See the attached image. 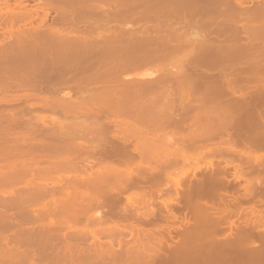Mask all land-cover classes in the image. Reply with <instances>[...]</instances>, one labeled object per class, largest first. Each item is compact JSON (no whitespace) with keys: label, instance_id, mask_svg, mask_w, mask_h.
<instances>
[{"label":"bare ground","instance_id":"bare-ground-1","mask_svg":"<svg viewBox=\"0 0 264 264\" xmlns=\"http://www.w3.org/2000/svg\"><path fill=\"white\" fill-rule=\"evenodd\" d=\"M65 1L68 3L72 0H38L37 6L47 5L46 7H48L50 6V4H61ZM110 1L114 2L112 3L113 7L109 4L113 9L116 6L115 3L119 0ZM125 1L126 0H124V2ZM211 1L214 0H208L209 3H212ZM232 1L231 6L225 7H231L233 10H237V5ZM93 2H90L89 4L93 6ZM126 2L129 3V0H127ZM220 2H224V4L222 5L224 6L228 3V0H217V5H221L222 3ZM3 3L7 6L11 3L14 4V6H17L16 4H18L17 0H0V6ZM120 3H122L121 0ZM241 3L243 2L241 1ZM58 4L52 6H63ZM257 4L259 3H256V6ZM228 5L230 4L228 3ZM111 8L105 10L106 12L104 11L105 8H101L100 11H98L97 9L96 11L91 10L88 11V13H83L86 14V16L88 14L90 15L91 12L93 14L95 13L94 17L92 16L93 14L90 15V17L87 16V19L93 17L95 19L92 20L95 21H90L89 24L86 23V26L88 27L85 28H79V26H77L76 28L74 27L72 29L69 27V29L71 30H68L69 32L67 34H65L67 32V27L65 28L64 26H66V24H69L68 26H70L71 23H75L71 20L76 19L75 16L78 17V14L79 16L82 15L79 12L77 13V11H64L57 9V15L53 17L55 19L52 18L53 23H51L52 21L50 22V24L52 25H49L46 22V13L48 12H45L43 14L34 13L38 14L35 15L36 17H34V14H31L32 12L25 8L8 10L7 12H9V14H6L8 16H5L8 17L7 19L11 23L9 24V26H5L6 29H3L4 32H0L2 33V35L0 34V56H2L11 49L22 47L26 49L28 48L27 52L28 50H33V52L31 53L32 57L26 56V62H31L29 61L30 59L32 61H39V57L42 58L47 55L48 57H46L49 58V55H53V58L54 56H57V58H59L57 60L63 64V62L65 63L70 56H73L74 52L70 50L71 48H68L69 46L64 48L66 50L61 49L63 47L56 48V46L62 45L63 41H65V45L68 41H71L72 44H74V41H76V43L83 42L81 43V45L84 44L82 46H86L87 48L89 47L90 49H85V51L88 50L87 52L84 51L85 53L75 52V54H85L87 57L100 56L101 58L103 54L99 52V48L105 46L100 47V45H104L107 42L106 45L113 46V44H111L113 39L118 42L121 37L118 36L121 34L120 32V34H115L117 37H119V39H111L113 37L112 34L117 33L116 30H121L118 29L120 24L118 25L117 29L110 30V32H116H109V34L108 31H105V29L107 28L106 24L109 23V20L111 18H116L117 15L124 16L120 15V11L117 12L118 7H116L115 11H112ZM226 8H221L220 10L225 13L226 11L231 9L228 8V10H226ZM220 10L218 12H221ZM231 11L232 10L228 11V13H225L226 15L223 14V16H226L228 19L231 13L234 12L232 13V15L234 14L233 16L235 17L232 16V20H235L236 18V20L239 19L240 22L245 21L244 23H242L243 26H241V24L237 25L242 27L246 38H244L243 36L238 37L240 39L243 38L245 40L244 43H239V39L237 37L235 39V36H239V34L233 37L230 32V34L227 33V38V34H224V40L227 41L228 39H230L229 37L232 36L233 39L238 41V43H235L234 45H237L239 47V50H241L240 53H238L239 50L237 51V53L240 55H243L244 53H251V50H261L259 47H257L258 49H256L255 47V49L253 48L249 50L248 47H253V45L255 44H258V46H260L264 52V34L261 33V35L259 34L258 36H256V30H258L257 28L260 25H264V11L262 12V14L261 12L255 13L258 14V18H261L258 19L254 16V18H257L258 20H255V25H253L255 23H253L254 20H252L253 16L249 15L253 11H248V15L242 14L244 13V11L242 13L239 10L232 12ZM235 12L237 15L235 14ZM238 13L241 14L240 16L242 19L237 17L239 16ZM228 14L229 16H227ZM244 16L248 17L245 18ZM0 17H2L1 10ZM123 18L120 17L116 20H119L120 22ZM16 19H21L23 22L15 25L13 24V22ZM100 19L103 21H101ZM222 19L223 18L221 15L220 19H218V23L219 20ZM112 21L110 23H112ZM222 21L219 24H224ZM116 22L114 23L116 24ZM110 23L109 26H111ZM224 25L227 26L228 23ZM222 26H219L220 28H222L220 29L221 31L225 27ZM230 26H227V28H225L228 29V27ZM120 27L123 28V34L126 29L130 28L126 27L125 29V26ZM232 27L234 29H237L236 26ZM82 29H85V31ZM147 29L148 28H146V32ZM217 29L219 28L217 27ZM97 30H104V32H106L105 35L108 33L109 36L111 35L112 37H108L107 35V37L103 36V31L102 33L99 31L101 35H98L95 33H98ZM63 31H65V33H63ZM77 31L80 34H77ZM215 32L216 29L215 31L213 29V33ZM210 33L212 32L210 31L209 34ZM124 35L125 36L122 37H126V39H123L127 42H132L133 45L141 41V39L137 40L138 37H135L134 34L129 35V37H127L128 33ZM137 35L141 36L142 39L144 36H146L139 34ZM150 35L152 36L153 34ZM212 35L207 36L209 38ZM215 35V39H209V46H211L213 43L215 44L218 41L222 40L220 39V37H217L216 33ZM207 36L204 38V42L206 41L205 43L208 45V39L206 40ZM155 38H153V40H155ZM54 39H60L61 41V44H55L54 49L61 50L54 51L52 49L53 51H50V48L53 44L50 45L49 42L52 43V40ZM129 39L132 40L128 41ZM45 40L48 41L46 42ZM147 40L148 39H145L144 41ZM233 41L234 40H228L226 43L222 40V42H224V46L225 44H231ZM141 42L144 44L143 41ZM151 43H153V41H151ZM47 44L50 46L49 48L47 47L49 50L47 48H43L47 46ZM68 44L72 45L70 44V42H68ZM215 45H219L218 47H221L219 42ZM97 46H99L98 49H96ZM30 47L33 48L30 50ZM222 49L221 51H223ZM219 50L220 49L216 48V50L213 51V54L217 53L214 54L215 57L218 56L221 59L228 60L230 65L226 64V66L228 65L230 67L233 65L234 70L231 69V67L230 69L229 67H227V69L229 70L223 68L218 72L203 77L196 76V78L198 79H204L205 82L209 83V85L204 91L203 97L201 96L202 98L199 97V100L195 101H192L195 98L191 99L190 94H193L194 91L196 92L197 88L194 87L192 83H190L191 81L186 82V79L184 81L177 79L178 83H174L173 86L170 88V83L168 82V84L165 82L166 77L158 78L156 76L159 80L153 79L154 82L159 83L160 81L163 83L164 81L167 86L165 84L159 83L155 87L152 84L150 85V80L145 82L147 78H145L143 82L136 83L138 82V79L140 77L134 76V78H138L135 79L137 81H133L134 78L133 80L132 78H130L129 83L124 82L125 80L122 79L124 77V74H115L114 78L118 77V79L120 78L119 80H123H121L122 82H120L121 85L109 86L111 83L108 84L107 82L104 84H100L102 82H105V79L106 81L108 79H111L110 76L113 77V74L111 73V71H109L111 74H109V72H103L102 75L100 74L95 77L97 79H104V81L101 80L102 82L96 84V86L98 87H94L93 84V87L91 88H94V90L96 88V91H92L93 89L91 90V88L87 89L86 91L84 90L88 93V95L91 96L88 99L93 102L92 105H94L92 107V105L88 106L89 104L87 103L83 104L84 102H87V99L86 101H84L85 97H88L86 95H84L83 98V95H79L81 96L79 97L75 94L69 93L68 96H64V93L70 92V90L67 92L62 91L65 88V85L62 82V79L64 78L62 77L65 76L58 75V77H54L53 75V80L56 78H61V82H56L58 85H55L57 87H55L56 89H54L53 87V91L56 90L54 93L53 91H51V89L47 88L48 92L43 93V95L45 94L46 98H40V95V101H47L49 97L57 98L58 93L60 94L61 92L62 94H60L59 96L63 97L57 99H61V102L63 100H66V102H62V104L67 103L69 100L70 104L72 103V99L64 97H71V95H74L75 98H71H73L75 101L77 100L76 102H78V105L75 101H73V104L75 103V105L67 104V107H72L71 109H74L72 111H76V113L80 111L84 112L82 111V109L86 110V112L89 113V116L87 118L90 119L89 121H87V123H75L74 120L70 123V121H60L59 116L60 123L58 124V121H55L58 126L55 125L54 121L51 124L54 125L51 129L55 130H50L49 128L51 126L49 124L45 125L47 122L44 121V123H42V117H40L41 123H38L39 121L36 122L33 117H31V119L33 118L34 121H28L29 117L31 116L29 113H32L33 109L28 108L31 107L29 106L31 102L23 101L27 103H22V101L19 100V98L23 96L22 93L28 91L29 93H25L26 98L29 97V94H31L32 96V93L34 92L33 99L30 96L29 100H37V98L34 99V97H38L35 95V92L39 91L41 93L40 90L43 88L31 92V90H35L36 88L32 87L34 85H29L32 84L31 82L38 80L37 77L40 73L38 74L37 71H34L33 68L30 69V67H25L26 69H24L28 70L29 72H36V76H34L35 74L28 75L32 73H28V71L24 70V74L23 72L21 73L20 70L19 73H17V71L13 68L14 64L11 63L12 68L6 70V74L10 72L7 76L8 81L4 82V80L6 79H0V81H3L0 84L7 85V88H5L4 86L5 89L3 88V90L12 88V85L15 81V83L18 84H15L14 88L21 90L23 89V87L26 86L27 88L30 87V90L25 87L26 90H21L23 91L21 93V96H18L16 93L15 95H17V97H11L14 98L13 100L10 97L6 96L7 91L5 92L1 90L2 88H0V90L2 91L0 92L1 100L5 101V99L3 98L11 99L13 101L10 100L9 103L14 106L19 101L22 104L20 105V103H18V107L15 106V111H13L14 109L11 105L10 106L12 110H7L10 109V107L8 106H0L1 110L6 109L7 111L5 112L2 110L3 113L0 111L2 114L0 117V128L2 129L0 130V146L4 147L3 150L5 152L4 154H0V167L12 168L11 171L6 172L5 170V172H0L6 174H0V176H3L2 178H4L1 179L2 182H0V193L2 194V191H5L6 189V187H4V185L2 184L5 182L4 180L6 179L12 180L13 178L20 176L21 178L26 180V186L24 185L22 187L23 189H21L18 194L15 193L9 196L6 195V199L1 202L5 205L3 204L1 206L0 203L1 207H6L4 209H1L0 207V264H150V262L154 263L157 261L159 263L162 262V264H178L175 262L172 263L173 260H171L170 262L171 255L175 251H173V253H164L163 255H161L162 257L159 256L161 257L159 258L154 255L156 253L153 254L151 252L154 256L152 257L149 252H145L144 250H138L133 253V257L135 255L137 257L141 255L143 258L146 256L148 257L145 259L141 258L142 260L137 259L139 263L137 262V260H134L137 262L134 263L131 262V260L133 259L129 260V257L126 258V256H132V254L126 255L124 257V253H122L123 250H113L116 245L121 243L120 235H122V233L126 231H136V235L138 237L140 235H143L142 237H144V235H149V233H152L154 231L160 230L159 232H161L162 229H164L168 233H170L171 231H174L175 234L180 233L179 235H181V232H183L185 235L182 233L180 237L182 239L183 235L187 236L185 238L187 239V241L188 238L191 237V235L194 238L197 237L200 239L201 237L203 244L207 245V247L209 245L214 246L215 242L217 247L219 246V244H221L220 246L222 248L219 247L217 249L215 248L216 246H214V248L219 251L218 253L215 252L217 250H209L211 252L210 255H216L213 257L214 260H218L217 258H219L217 262H213L214 260H209V258L212 257L206 254V256H208L209 264L210 262L211 264L212 262L213 264H264V206H244L246 196L256 194L258 190L256 179L258 176H262L264 169V54L262 53L260 55H255V59L251 60V62H254L252 69H245V71L244 69H242L241 71L239 69H236V66L234 67L235 64H232V61L230 59L232 54L229 53L230 49L228 50V53L225 50L226 53L222 52V54H218L220 53ZM230 52L235 53L234 50H230ZM248 55L249 54H247V56ZM0 61H3V59H0ZM223 61L224 60H222V63H220V65H225ZM4 62L5 66L3 67H7L6 64L8 61L5 60ZM4 62H0V64L2 65ZM47 62H49V59ZM223 65H221V67ZM101 68H104V66ZM42 70L44 69L42 68L40 72H42ZM104 71L108 70L104 69ZM1 73L5 74L4 68L3 72ZM46 74L41 73V75L39 76L40 79L45 78L44 82L47 79L46 77H48L47 80H49L50 78L49 76H46ZM25 75L29 76L28 78L34 79L31 80L27 77H23ZM81 75L83 76L81 77ZM2 76L4 78V75ZM75 76V78L74 75H72L71 77L69 76L70 78H68L72 81H75L73 83H76L78 77L80 78L77 83H81L80 81L85 82L82 79L84 78V76H86V74H76ZM121 76L123 77L121 78ZM130 76L132 77L133 75H128V77ZM72 77L74 79H71ZM85 78H87V76ZM186 78L187 80H190V77ZM196 78L193 77V79ZM169 80L173 79H168L167 77L166 81ZM8 82L13 84L9 85L7 84ZM21 83H23L24 85H22ZM27 83H29V85ZM59 83H62L61 85L64 88L59 85ZM137 84L138 86L139 84L142 85L139 89L140 91H137L139 87L135 88L136 91H133V87H136ZM20 85H22L23 87L21 86V88H18ZM58 86L59 88L62 87L63 89H59ZM115 87H117L119 90H116ZM89 90H91V92ZM4 92L6 93V97L3 96ZM153 92L158 95L157 98L156 95H152ZM13 94L11 95L13 96ZM146 94H151V96H154V98H151ZM143 95L147 96V98L149 99L145 98V100L142 101L141 104L137 103L139 106H133L136 105L134 104L135 98ZM159 96L162 98H160ZM23 97L20 99L26 100ZM163 97L166 99V102ZM184 97H188V100H185ZM79 98L84 99H81L84 102H80ZM140 98H136V100H142ZM131 99L132 101L130 102ZM158 99H162L159 100V103L162 101L163 107H161L159 103L155 104V102H158ZM53 100L54 99H52V102ZM4 101L0 102L5 103ZM49 101L50 100L48 99L47 102ZM55 101H58V106L61 108L60 105L62 104L60 103V101ZM133 101L134 103H132ZM6 103H8V101ZM6 103L5 105H8ZM23 104L28 105V107ZM82 105L86 106L82 107ZM155 105H160L159 107L161 108L155 109L156 107H158H155ZM62 106L64 107V105ZM69 108H65V110H70ZM179 108L182 109V111L179 114H176L175 111ZM61 110L64 109L61 108ZM199 110H201V113ZM23 111H28V114H24ZM95 111H97V113H95ZM4 113H8L9 115H3ZM115 114L130 116L134 120H137L141 123L144 132L152 131L154 132L153 135L149 136V134H145L135 138L134 136L136 135V131L131 129L132 126L129 124L122 126L118 122V120H115L116 117H113ZM20 115L24 117L26 115L29 117L27 121H25L26 118H23ZM44 117L45 116H43L42 119H44ZM36 119L38 118L36 117ZM55 120H58V118H56ZM31 121L32 123H34L31 124ZM35 122L36 126H33ZM185 123H188V125L185 126ZM41 124L44 125L38 127ZM28 126H32L31 128L35 129L36 127L38 128L37 130L30 128L29 132L25 128ZM56 126L59 128H57ZM17 127L20 128L19 130H21V132H18ZM15 129L16 131L12 132ZM49 130L52 131V134H55L56 131L59 134L52 135ZM87 131L91 134L89 138H86L85 135ZM167 131L170 133H167ZM164 132L167 134H164ZM24 133L25 135L28 133H30L31 135V133H33L34 137L31 136V139L29 137V140H25L28 137L24 139L23 137L27 136L23 135ZM13 134L19 135L13 137L15 136ZM37 135H43L44 138L43 136L38 137ZM51 135L54 137H52ZM9 136L13 139L11 140L13 141L12 143L9 142V140L11 139ZM36 136L40 138V140H35L37 142L32 141V138L35 139ZM41 138L43 139L41 140ZM53 139H59L58 141L60 143H58L57 140ZM39 141L42 142V145L39 143ZM35 143H38L37 147L41 148L42 146V148L51 151L48 152L52 154L47 157L49 158L47 160V162L49 161L48 164L45 163L43 164L44 166L41 165V163H43L42 159L44 157L38 156L40 154H30L36 156L29 158V160H27V158L22 159V155H17V152L19 151L20 153L22 152V154L23 152H29L31 150L33 151L35 149ZM53 143H56L58 147H56L57 145H52ZM50 145L54 147H49ZM0 152L2 153L1 150ZM48 153H46V156L48 155ZM25 155L28 156V154ZM32 160L33 164L30 163ZM36 162L41 163L39 164ZM151 162L153 164H151ZM133 167H137L138 169L135 170ZM148 167L156 168L154 169V171H152L151 175H149L150 173L147 172ZM230 167L233 169L231 178L234 182H239L240 180L248 179L247 173L252 174L253 180H249L250 178L248 179V182L245 184V187L247 188H245L246 193L244 195H237L234 193L232 195V198L228 199L227 197H225L224 194L227 193V189L231 186V184H233L231 183V179L227 177V172L229 171ZM9 172H11V174ZM53 172H55V174H53ZM7 173L11 176L13 175V178L8 179L9 176L7 175ZM21 178L19 180L23 181ZM163 181L171 183L168 200L165 201L164 199L158 198L160 200L158 201L160 204H152V206L150 207V209L152 210L150 212L151 218H149L150 216L143 214L142 209L140 208H143V204L147 200L146 197L149 195L151 187H154L156 192H159L157 194L160 196V192H162L160 184ZM6 183L10 182L6 181L5 184ZM261 185L262 184L260 183V186ZM127 186H133V188H135L133 192L135 193L131 192V195L127 194L126 201L123 203L121 201L120 192ZM260 186L259 190L261 189ZM260 191L262 192V190ZM4 193L6 194V191ZM135 198L138 199V201H134ZM22 202L25 204L24 206L27 207L24 210L22 209V207H19L20 205H23ZM30 205L32 206V208H30ZM16 208H20L17 211L18 217L21 218L22 216L23 218L17 219V217H12L10 214V216L12 217L11 218L6 212V210H15ZM182 208L186 209L190 216L187 215L185 217H181L178 211ZM140 211L142 214H140ZM139 214L142 215L143 218L137 219L139 223H135L136 219L134 218ZM26 219L28 220L27 222H30L28 223L30 226L27 225L30 228L24 227L25 224H27H23ZM9 224L11 225V227H13V229L7 227L9 226ZM89 225L92 226V228H89ZM79 227L81 228L78 229ZM93 227H99L102 229V231L97 228L94 229ZM11 229L12 231H9ZM72 231L74 233H71ZM89 231H92L91 234L89 233ZM80 232L85 233L80 234ZM104 232H117L119 235H117L118 238L113 239L112 237H116L113 236L115 234H112L111 238H109L111 234L108 233L109 235L104 236V238L102 234ZM115 239L117 241L116 243ZM83 240H87L88 242H85ZM183 241L185 240L183 239ZM183 241L181 240L179 243L175 244V246L180 245ZM254 242H258V245H253ZM141 244L143 245V240H141ZM142 245L138 246H145ZM179 247L180 246H178L177 248ZM207 247H203L206 250L203 249L204 252L202 254L205 255L207 249L211 248ZM173 249L175 248H173L172 246V250ZM213 250L214 253H212ZM209 251H207L206 253H208ZM126 252L130 253L129 251ZM215 257L217 258L215 259ZM151 258H159V260L156 259L157 261H154ZM148 259H150L151 261H148ZM146 261L149 263H147ZM204 261L205 264L206 260Z\"/></svg>","mask_w":264,"mask_h":264},{"label":"rangeland","instance_id":"rangeland-1","mask_svg":"<svg viewBox=\"0 0 264 264\" xmlns=\"http://www.w3.org/2000/svg\"><path fill=\"white\" fill-rule=\"evenodd\" d=\"M41 1V0H40ZM96 2V3H94V2ZM115 1V0H114ZM118 1V0H117ZM127 1V0H126ZM124 2V0H121V2L123 3H120V0L118 1V2H116L115 4H116V6L112 9L111 8V6L110 5H112V3H114L113 1H110V0H72V1H69L68 3H70V4H68L66 1L65 2H63V3H61V4H58V3H56V4H52V5H63L62 7H58V6H56V7H54V6H52L51 4H50V6H48V7H46L47 5H41V6H37V4H38V0H17V2H18V4H16L17 6H14V4H8V6L7 5H5L4 3L0 6V10H1V14H2V17H0V32H4L3 31V29H6L5 28V26H9V24L11 23L10 21H8V17H6V16H8V15H6V14H9V12H7L8 10H16V9H23V8H25V9H27V10H29L30 12H32L31 14H34V13H38V14H43V13H45V12H48V13H46L47 14V20H46V22H47V24H49V25H52V24H50V22L53 20V19H55V18H53L54 16H56L57 14H56V12L58 11V10H64V11H67V10H74V11H77V13L79 12L80 14H82L81 16H79V14L77 15L78 17H76L75 16V18L76 19H73V20H71V21H73V22H75V23H71V25L70 26H68L69 24H66V26H64L66 29H67V32L65 33V31H63V33H65V34H67L69 31L68 30H71V29H69V27L70 28H76L77 26H79V28H85V27H88V26H86V23L87 24H89L90 23V21H95V20H92V19H95V18H93L94 17V14L91 12V14L90 15H92L93 17H91V18H88L87 19V16H89L90 17V15L88 14L87 16H86V14H83V13H88V11H91V10H97L98 9V11H100V9L102 8V9H104V11L105 10H108V8L110 9L111 8V10L112 11H115V9H116V7H118V10H117V12L118 11H120L119 13H120V15H124V16H119V15H117L116 16V18H111L110 20H109V23L113 20L114 22H116V24L112 21V23H110V25L111 26H109V23H107L106 24V29H105V31H108V33L110 32V30H114V29H117L118 28V25H119V28L118 29H121V30H116L117 31V33H113L112 34V38L111 39H113V38H118L119 39V37H117L115 34H120V32H121V34L120 35H118V36H121L120 37V39L118 40V42L116 41V40H114L113 39V41L111 42V44H113V46H108V45H106V43L103 45H100V47H102V46H105V47H102V48H99V52H101L102 54H103V56L100 58V56H86L85 54H75V52H77V53H85V52H87L88 50H86L85 51V49H90L89 47L87 48L86 46H82V45H84V44H82L81 45V43H83V42H77L76 43V41H74V44H72V42L71 41H68V42H70V44H72V45H69L68 44V42H66V45L64 44L65 43V41H63L62 42V45H60V46H56V48H58V47H63V48H61V49H63V50H66V49H64V48H66V47H68V48H71L70 50H72L74 53H73V56H70L69 57V59L64 63L63 62V64L61 63V62H59L57 59H59V58H57V56L55 57L54 56V58H53V55L51 56V55H49V58H47L46 56H44V57H39V61L37 60V61H32L31 59L29 60V61H31V62H26L25 61V59L27 58V57H32V52H33V50L32 51H29L28 50V52H27V49L26 48H22V47H19V48H14V49H11V50H9V51H7L5 54H3L2 56H0V59H3V61H0L1 63L2 62H4L5 60L6 61H8L7 62V67H3V66H5V62L1 65L0 64V70H1V72H3V68H4V72H5V74L4 73H1L0 72V79L1 80H4V79H6V80H4V82L5 81H8L7 79H8V74L10 73V72H8L7 74H6V70H9V68H12V66H11V63H13L12 65H13V68H14V70H16L17 71V73H19V70H20V72L22 73L23 72V74H24V71H28V70H25L26 68H29L30 67V69L31 68H33L34 69V71H37V73L39 74H37L38 75V77H37V79L38 80H36V81H33V82H31L30 84L31 85H29V83H27L29 86H32V85H34V86H32V87H34V88H36L35 90H31V92H33V91H37V90H39L40 88H43V89H41L40 91H41V93L38 91V92H35L36 94V96H38V97H34V99L35 98H37V100L35 99L34 101L33 100H29V97L31 96V94H29V97L28 98H26V95H25V93H29V91L28 92H25V93H22L23 91H21V90H23V89H25V87H23L22 85H24L23 83H21L22 85H20L18 88H21V86L23 87V89H21V90H18L17 88H14V85L15 84H18V83H15L16 81L15 80H13V81H15L14 82V84L12 85L11 83H7V84H9V85H12V86H9V87H12L13 89H15V90H13L12 88H8L7 90H3V88H4V86H5V88H7L6 86L7 85H3V84H0V88H2L1 90H3V91H7V95H6V93L4 92V97H6V96H8V97H17V95L18 96H21V93H22V95L23 96H25V97H23V96H21L20 98H25L26 100H21L19 97V100L20 101H22V103H27V102H23V101H29V102H31V104H29V106H31V107H28V105H25V104H23V105H25L26 107H28L29 109L30 108H33V109H35V110H33L32 109V113H29L31 116L29 117V116H26L27 114H28V111H23V113L24 114H26L25 115V117L24 116H21V117H23V118H26V120L25 121H27V119H28V117H29V119H28V121H30V120H33V118L35 119V121L36 122H38V123H44V121L45 122H47L45 125H47V124H49L51 127L49 128L50 130H55V129H51L54 125H51L52 123H53V121H54V123H55V125H57V123L59 124L60 123V121L62 120V121H70V123L71 122H73V120L75 121V123L77 122V123H87V121H89L90 119H88L87 117L89 116L88 114V112H86V110H84V109H82V111H84V112H77L76 113V111H72V110H74V109H71L72 107H67V104H69V100H68V102L67 103H64V104H62V102H66V100H63L62 102H61V99H57V98H61V97H63V96H59L60 94H62L61 92H60V94L58 93V97L57 98H52V97H49L47 94V96L49 97H47L50 101V103L49 102H47L48 101V99H47V101H40L41 99L40 98H43V99H45L46 97H45V94L43 95V93H45V92H48V89H51V91H53V87H54V89H56L57 87V83L56 82H59L60 81V79L59 78H56V79H52V78H54V77H58V75L60 76V75H62V76H65V77H62V78H64V79H62L63 81V84L65 85V88L59 83V85H61L63 88H64V90H62L63 92H67V91H69L70 90V92H72V93H70V92H67V93H64V96H68V93L69 94H75L76 96H79V95H83L82 96V98L84 97V95H86V96H88L87 98L85 97V100L84 99H82V98H79L80 100V102H84V101H86V99H87V102H84L83 104H89L88 106H90V105H92V103L93 102H91V100H89L88 98H90L91 96L90 95H88V93L87 92H85L87 89H90L91 87H93V84H94V87L96 86V84H99V82H102V81H104V79H97V78H95V77H97L98 75H102V73L103 72H105V73H108L109 71H111V73L113 74V77L112 76H110L111 77V79H108L107 81H106V79H105V82H102V83H100V84H104V83H111L109 86H111V85H113V86H117V85H121V83L120 82H122L123 80L122 79H124L125 81L124 82H129L130 83V78H132V80H133V78H134V76H137V77H140L139 79L138 78H134V80L133 81H137V80H135V79H138V82H136V83H139V82H143V80H145V78H147L146 80H145V82L146 81H148V80H150V85L152 84L153 86H157L159 83H161V84H165L166 85V83H170V88L173 86V84L174 83H178V80L177 79H180L181 81H184L185 79V81L186 82H190V83H192L193 85H194V87H196L197 88V90H196V92L194 91V93L193 94H190L191 96V99H193V98H195L194 100H192V101H195V100H199V97L200 98H202L203 97V93H204V91L207 89V87H208V85H209V83L208 82H205V80L204 79H198V78H196V76H206V75H209V74H212V73H215V72H218V71H220V70H222L223 68L224 69H226V70H229L230 69V67H231V69H233V65L232 66H226V64H229V61L228 60H226V59H221V58H219L218 56H216L215 57V55L214 54H217V53H214L213 54V51H215L216 50V48L217 49H220L219 50V52L220 53H218V54H222V52H224V53H226V51H227V53H228V50L230 49L231 51L232 50H234V52L235 53H233V52H230V50H229V53L230 54H232V56H231V61H232V64H235L234 65V67L236 66V69H239V70H241L242 71V69H244V71H245V69L247 70V69H252V67H253V63L254 62H251V60L252 59H255V55H257V54H264V52H263V49L260 47V46H258V44H255V45H253V47H248L249 48V50H251V49H255V47H256V49H258L257 47H259L261 50H259V51H256V50H251V53H244L243 51V53H241V54H243V55H240V54H238V53H240V51L241 50H239V47L236 45H234L235 43H238V41H236L235 39H236V37L238 38V37H240V36H243L244 38H246V36L244 35V32H243V30H242V27H240V26H238L237 24H241V26H243L242 25V23H244V22H240V20L239 19H237L236 20V18H235V20L233 19H231V17L234 15H232V13H234V12H232V11H237V10H239V11H241V13L244 11V13H242V14H249V12H251V11H253L252 13L254 14H252V13H250L249 15H251V16H253V18H252V20H254L253 21V23L255 22V20H257V18H258V14H255V13H260L261 12V14H262V12L264 11V0L262 1V0H236V1H232V2H234L236 5V8H237V10L235 9V10H233L231 7H228V8H231V9H229L228 10V8H226L225 6H231V1L230 0H228V3L230 4V5H228V3L227 4H225L224 6H222L223 4H224V2L222 3V2H220V3H222L221 5H217V3H216V1L217 0H214V1H211L212 3H209L208 2V0H129V3L128 2ZM230 1V2H229ZM238 1V2H237ZM240 1V2H239ZM241 1L243 2V3H241ZM90 2H93L92 3V5L93 6H91V4H89ZM255 4H254V3ZM239 3V4H238ZM253 5H252V4ZM256 3H259V4H257V6H256ZM110 4V5H109ZM213 4H215V5H213ZM233 4V3H232ZM242 4V5H241ZM246 4V5H245ZM69 5V6H68ZM75 5V6H74ZM94 5H96V6H94ZM239 5H241V6H239ZM19 6V7H18ZM21 6V7H20ZM110 6V7H109ZM243 6H245V7H243ZM92 7H94V8H92ZM107 7V8H106ZM112 7H113V5H112ZM226 8V10H228V11H230V10H232L231 12V15H230V17H228V19H227V17L225 16H223V14H225V13H228V11H226L225 13L224 12H222L220 9L222 8V9H225ZM233 7V6H232ZM258 7H259V11H258ZM234 8V7H233ZM246 8V9H245ZM247 8H248V10H247ZM261 8V9H260ZM58 9V10H57ZM120 9V10H119ZM250 9V10H249ZM256 10V12H255V10ZM111 10H109V11H111ZM221 11V12H218V11ZM246 10V11H245ZM261 10V11H260ZM5 11V12H4ZM36 11V12H35ZM39 11V12H38ZM103 11V10H102ZM223 11H225V10H223ZM238 11V12H239ZM249 11V12H248ZM106 12V11H105ZM125 13V14H124ZM218 13H219V15H218ZM240 13V12H239ZM238 13V14H239ZM38 14H34V17H36L35 15H38ZM76 14V13H75ZM229 14H230V12H229ZM229 14L227 15V16H229ZM235 14H236V12H235ZM6 15V16H5ZM83 15H85V16H83ZM221 15H222V18L224 19H222V20H219V23L222 21L224 24H227L228 23V25L227 26H230V27H228V29H226L227 28V26L226 25H224V24H222V25H224V26H222L221 24H219L218 23V19H220V17H221ZM226 15V14H225ZM237 15V14H236ZM241 14H239V16H240ZM257 15V16H256ZM220 16V17H219ZM239 16H237L238 18H241V16L239 17ZM251 16H250V18H251ZM254 16L255 17H257V18H254ZM123 18V19H121V21L120 22H123V23H120L119 22V20H116V19H119V18ZM233 17H235V16H233ZM232 17V18H233ZM242 17H243V15H242ZM245 17V16H244ZM248 16H246L245 18H247ZM53 18V19H52ZM244 18V19H245ZM263 18H264V12H263ZM262 18V19H263ZM34 19H36V18H34ZM91 19V20H90ZM107 19V18H106ZM226 19H227V22H226ZM242 19V18H241ZM258 19H261V18H258ZM19 20V21H18ZM75 20V21H74ZM101 20V19H100ZM34 21V20H33ZM35 21H37V20H35ZM101 21H103V20H101ZM105 21H108V20H105ZM230 23H229V22ZM237 21V22H236ZM258 21V20H257ZM23 21L21 20V19H16L14 22H13V24H15V25H17V24H20V23H22ZM45 22V23H46ZM79 22V23H78ZM239 22V23H238ZM51 23H53V21L51 22ZM92 23V22H91ZM46 24V25H47ZM75 24V25H74ZM219 24V25H218ZM230 24V25H229ZM256 24V22L253 24V25H255ZM115 25V26H114ZM117 25V26H116ZM73 26V27H72ZM120 26H125V29H126V27L128 28V27H130V28H128V29H126L125 31H124V34H127L128 33V36L127 37H129V35H133L134 34V36L136 37H138V39L137 40H139V39H141V41H143L144 42V44L141 42V41H139V43H135L134 45L132 44V42H127V41H125L124 39H126V37H122V36H125L124 34H123V32H122V29L123 28H121ZM222 26V27H224L223 28V32L220 30V29H222V28H220V27ZM232 26H236L237 27V29L235 28H233ZM259 26V25H258ZM260 26H263V27H260ZM259 27H260V29H259V27L257 28L258 30H256V33H257V35L256 36H258L259 34L261 35V33H263L264 34V25H260ZM114 27V28H113ZM116 27V28H115ZM217 27L219 28V29H217ZM146 28H148L147 29V32H146ZM168 29V30H167ZM213 29H214V31H215V29H216V34H217V37H220V39H222L224 42H226L227 43V41L228 40H234L231 44H233V45H231V44H225V46H224V42H222V40L221 41H218L219 43H220V46L223 48H221V47H218L219 45H215V44H218V42L217 43H213L211 46H209L210 44H209V42H210V40H213V39H210V38H214L216 35H215V33H213ZM81 30V29H80ZM82 30H84L85 31V29H82ZM95 31V30H94ZM98 31V33L97 32H95L96 34H98V35H101V33H102V31H103V36H108V37H110L109 36V34L110 33H112V32H116V31H112V32H110L109 34L107 33L106 35H105V33L106 32H104V30H102V31H100V30H97ZM101 33H100V32ZM129 31V32H128ZM212 32L213 33V35H212V33H210L209 34V32ZM119 32V33H118ZM131 32V33H130ZM230 32H231V35L234 37L235 35H238L239 34V36H235V39H233L232 38V36H230L229 38L230 39H228L227 41L226 40H224V34L226 35L227 33L228 34H230ZM77 34H80L78 31L76 32ZM89 33V32H88ZM153 34L152 36L150 35V34ZM208 33V34H207ZM1 35H2V33H0ZM95 34V35H96ZM137 34H139V35H146V36H144L143 37V39L141 38V36H138ZM205 34H207V35H212V36H210L209 38H208V36L207 35H205ZM228 34H227V36H226V38L228 37ZM4 35V34H3ZM149 35V36H148ZM161 36V37H159V36ZM215 35V36H214ZM106 36V37H107ZM114 36H116V37H114ZM157 36V37H156ZM162 36H163V38H162ZM207 36V38H206V40L208 39V45L204 42V38ZM224 36V37H223ZM134 37V38H135ZM145 37H147V38H145ZM156 37V38H155ZM221 37H223V38H221ZM124 38V39H123ZM153 38H155V40H153ZM160 38V39H159ZM216 38V37H215ZM214 38V39H215ZM108 39V38H107ZM145 39H148L147 41H149V42H147V41H144ZM210 39V40H209ZM239 39V43H244L245 42V40L243 39V38H238ZM130 40H132V39H129L128 41H130ZM46 42L48 41V40H45ZM151 41H153V43H151ZM127 42V43H126ZM212 42H214V41H212ZM216 42V41H215ZM221 42H222V44H221ZM230 42V41H229ZM228 42V43H229ZM61 44V41H60V39H54V40H52V43L51 42H49V44L51 45V44H53L52 45V47L50 48V51L53 49L54 51H58V50H61V49H58V50H56V49H54L55 48V44ZM128 43H129V45H128ZM142 43V44H141ZM148 43V44H147ZM43 44V43H42ZM126 44V45H125ZM132 44V45H131ZM147 44V45H146ZM46 45V44H45ZM44 45V46H45ZM223 45V46H222ZM240 45V44H239ZM263 45H264V43H263ZM263 45H261V46H263ZM88 46V45H87ZM95 46V45H94ZM49 48L50 46L47 44V46H45V47H43V48ZM92 47V46H91ZM98 47L99 46H97L96 47V49H98ZM264 47V46H263ZM33 48V47H32ZM31 47H30V50L32 49ZM42 48V49H43ZM47 48V49H48ZM95 48V47H94ZM226 48V49H225ZM26 49V50H25ZM74 49V50H73ZM221 49L223 50V51H221ZM44 50V49H43ZM49 50V49H48ZM52 50V51H53ZM67 50H69V49H67ZM226 50V51H225ZM236 50V51H235ZM239 50V52L237 53V51ZM85 51V52H84ZM210 51V52H209ZM209 52V53H208ZM246 52V51H245ZM250 52V51H249ZM208 53V54H207ZM211 53V54H210ZM235 54V55H234ZM238 54V55H237ZM247 54H249L248 56H247ZM84 55V56H83ZM27 56V57H26ZM52 57V58H51ZM254 57V58H253ZM258 57V56H257ZM51 58V59H50ZM66 58V57H65ZM5 59V60H4ZM48 59H49V62H47L48 61ZM218 59V60H217ZM220 59V60H219ZM10 60V61H9ZM43 60V61H42ZM47 60V61H46ZM222 60H224L223 62L225 63V65H223V64H221V65H223L222 67H221V65H220V63H222ZM64 61H65V59H64ZM123 62V63H122ZM8 63H10V64H8ZM231 63V62H230ZM10 65V66H9ZM230 65V64H229ZM62 66V67H61ZM104 66V68H101V67H103ZM3 67V68H2ZM26 67V68H25ZM62 68V70H61V68ZM122 67V68H121ZM227 67H229V69H227ZM251 67V68H250ZM5 68H7V69H5ZM25 68V69H24ZM44 69V70H42V72H40L41 71V69ZM59 68V69H58ZM109 68H111V69H109ZM104 69L105 70H108V71H104ZM116 69H118V70H116ZM22 70V71H21ZM24 70V71H23ZM234 70V69H233ZM60 72V74H59V72ZM238 71V70H237ZM237 71H235V72H237ZM240 71V72H241ZM49 73V72H51V73H49V74H46V73ZM28 73H32V74H28V75H34V76H36V72L35 73H33V72H29L28 71ZM41 73L43 74H46V76H49L50 78H49V80H47L48 79V77H46L47 79H46V81L44 82V79H40L39 78V76L41 75ZM110 72H109V74H111ZM4 75V78H3V76L2 75ZM52 74V75H51ZM76 74H86V76H87V78H85L86 76H84V78L82 79V80H84L85 82H83V81H80L81 83H77L78 81H79V78L80 77H78V79H77V81H76V83H73V82H75V81H72V80H70L69 78L72 76V75H74V78L76 77L75 75ZM115 74H117V75H119V74H124V77L123 76H121V80H119L118 79V77L117 78H114V75ZM135 74H137V75H135ZM173 74V75H172ZM54 75V77H52ZM55 75H57V76H55ZM105 75V74H104ZM125 75H126V77H125ZM128 75H133L132 77L130 76V77H128ZM178 75V76H177ZM70 76V77H69ZM83 75H81V77H82ZM89 76V77H88ZM158 78H161V77H166V79H165V82L166 83H164V81H163V83L162 82H160L159 81V83L158 82H154V80L153 79H158ZM191 76H192V78H191ZM23 77H29V76H27V75H25V76H23ZM69 77V78H68ZM128 77V78H127ZM167 77H168V79L170 78V79H173L174 80V82H173V80H169V81H166L167 80ZM172 77V78H171ZM177 77V78H176ZM184 77V78H183ZM186 77H190V80H187V78ZM193 77H195L196 79H193ZM73 77L71 78V79H74ZM127 78V79H126ZM143 78V79H142ZM183 78V79H182ZM28 79H31V80H33L34 78H28ZM96 79H97V81H96ZM164 79V78H163ZM189 79V78H188ZM102 80V81H101ZM110 80H112V81H110ZM159 80V79H158ZM18 81V80H17ZM24 81H27V80H24ZM96 81V82H95ZM170 81H172V82H170ZM1 82H3V81H0V83ZM27 82H30V81H27ZM61 82V81H60ZM98 82V83H97ZM114 83H116V84H114ZM168 83V84H169ZM27 84H25V85H27ZM57 84V85H56ZM108 84H106V85H108ZM145 84V83H144ZM148 84V83H147ZM56 85V86H55ZM17 86V85H16ZM68 86V87H67ZM99 86H102V85H99ZM103 86H105V85H103ZM141 84H139V86H138V84L136 85V87H133V91H136V89L135 88H138L137 89V91H140L139 89L141 88ZM167 86V85H166ZM168 86V87H169ZM56 87V88H55ZM61 87V88H62ZM96 87H98V86H96ZM4 88V89H5ZM27 88V87H26ZM30 87H28L27 89H29ZM34 88H31V89H34ZM48 88V89H47ZM58 88H59V86H58ZM61 88H59V89H61ZM62 88V89H63ZM101 88V87H100ZM99 88V89H100ZM116 88V90H119L117 87H115ZM11 89V90H10ZM16 89H17V91H16ZM93 89V90H92ZM130 89V88H129ZM0 90V92H2ZM12 90H13V92H12ZM26 90V89H25ZM24 90V91H25ZM30 90V89H29ZM44 92H43V91ZM85 90V91H84ZM91 90L92 91H96L97 89L95 88V90H94V88H91ZM91 90H89L90 92H91ZM132 90V89H131ZM56 91V90H55ZM55 91H53V93L55 92ZM59 92V91H58ZM9 93V94H8ZM14 93V94H13ZM17 93V95H15ZM34 93V92H33ZM33 93H32V96H31V98L33 99ZM49 93H51V92H49ZM11 94H13V96L11 95ZM20 94V95H19ZM39 94V95H38ZM89 94H91V93H89ZM156 95L154 92L152 93V95ZM1 95V94H0ZM6 95V96H5ZM34 95V96H35ZM41 95V97L39 98V96ZM49 95H53V94H49ZM147 96H150L151 98H154V96H151V94H146ZM42 96H44V97H42ZM54 96H56V95H54ZM81 96H79V97H81ZM117 96V95H116ZM147 96H145V95H143V96H139V97H136V98H140V99H142V100H136V98H135V103H134V101L132 102V103H134V104H136V105H133V106H137L138 104L137 103H139V104H141L142 103V101H144L145 100V98H147ZM157 96L158 95H156V98H157ZM188 96V95H187ZM202 96V97H201ZM71 97H73V98H75V96L73 95H71ZM71 97H64V98H69V99H72V103H70V104H73V101H75L73 98H71ZM160 97V96H159ZM186 97V96H185ZM184 97V99L185 100H188V97L187 98H185ZM17 98V99H18ZM30 98V99H31ZM39 98V99H38ZM160 98H162V97H160ZM198 98V99H197ZM3 99H5V101L4 100H1V98H0V101H4L5 103L8 101V103H6V104H8V105H5V103H3V102H0V106H8V107H10V109H7V110H12L11 109V106H12V108L14 109L13 111H15V106H17L18 107V103H20V101L18 102V103H16V105L14 106V105H12V104H10L9 103V101L11 100V99H13L14 100V98H11V99H8V98H3ZM8 99V100H7ZM16 99V98H15ZM28 99V100H27ZM52 99H54L53 100V102H52ZM63 99V98H62ZM84 100V101H82V100ZM132 99H134V98H132ZM132 99L130 100V102L132 101ZM147 99H149V98H147ZM163 99L165 100V102H166V99L163 97ZM190 99V98H189ZM13 100H11V101H13ZM55 100H59L60 101V103L62 104V105H64V107L65 108H69L70 110H65V108L62 106V105H60L61 106V108L62 109H64V110H61V108L58 106L59 105V103H57L58 101H55ZM159 100H162V99H158L157 101L158 102H155V104H158L159 103ZM15 101H17V100H15ZM33 101V102H32ZM77 101V100H76ZM75 101V102H76ZM138 101H140V102H138ZM156 101V100H155ZM44 102H47V103H44ZM56 102V103H55ZM165 102H164V104H165ZM187 102V101H186ZM2 103H3V105H2ZM11 103H14V102H11ZM77 103V105H78V102H76ZM91 103V104H90ZM65 104H66V106H65ZM69 104V105H70ZM131 104V103H130ZM160 105H161V107H163V104H162V101L159 103ZM11 105V106H10ZM20 105H22L21 103H20ZM19 105V106H20ZM55 105H56V107H55ZM68 105V106H69ZM73 105H75V103L73 104ZM94 105V104H93ZM93 105H92V107H93ZM131 105V106H132ZM160 105H155V107L156 106H158V107H156L155 109H159V108H161V107H159ZM84 106H86V105H84ZM83 105H82V107H84ZM96 106V105H95ZM132 106V107H133ZM139 106V105H138ZM54 107V108H53ZM2 108H5V107H2ZM56 108V109H55ZM60 108V109H59ZM136 108V107H135ZM28 109V110H29ZM168 109V108H167ZM3 111H5V112H7L6 111V109L4 110V109H2ZM1 109H0V111L3 113V111H2ZM25 110H27V109H25ZM94 110H96V109H94ZM30 111V110H29ZM62 111H63V113H62ZM97 111H99V110H97ZM97 111H95V113H97ZM182 111V109H176V111H175V113L176 114H179L180 112ZM200 111V113H201V110H199ZM198 111V112H199ZM1 112H0V117H1ZM16 112H17V110H16ZM65 112H67V113H65ZM22 113V114H23ZM5 114H8V113H4L3 115H5ZM9 114H10V111H9ZM8 114V115H9ZM65 116H64V115ZM42 115V116H41ZM70 115V116H69ZM43 116H45L44 117V119H42L43 118ZM59 116H60V121H59ZM31 117H33L32 119H31ZM36 117L38 118V119H36ZM40 117H42L41 118V122H40ZM48 117V118H47ZM61 117H63V118H61ZM113 117H116V119L115 120H118V122L122 125V126H125V125H131L132 126V130H135L136 131V135L134 136L135 138L136 137H138V136H140V135H145V134H149V136H152L153 135V133L154 132H144V129H143V126L141 125V123L140 122H138L137 120H134L133 118H131L130 116H126V115H119V114H115ZM45 118H47V119H45ZM56 118H58V120H55ZM23 120V119H22ZM47 120V121H46ZM34 121V120H33ZM57 123H56V122ZM36 122H35V124L33 125V126H36ZM67 122V123H68ZM34 123V122H33ZM32 123V121H31V124H33ZM31 124H29V125H31ZM26 125V124H25ZM44 124H41V125H39L38 127H41V126H43ZM186 125H188V123H185V126ZM58 126V125H57ZM56 126V127H57ZM1 127V126H0ZM32 127V126H31ZM30 126H28V127H25L29 132H30V128H31ZM38 127H36V129L35 128H31V129H34V130H37V128ZM18 128V127H17ZM16 128V129H17ZM57 128H59V127H57ZM16 129L15 130H13L12 132H14V131H16ZM20 128H18V132H21V130H19ZM0 130H2L1 128H0ZM49 130V132L51 133L52 131H50ZM60 130V129H59ZM28 131H26V132H28ZM11 132V133H12ZM23 132V131H22ZM55 132V131H54ZM58 132H60V131H58ZM144 132V133H143ZM167 133H170V132H168L167 131ZM167 133H165L164 132V134H167ZM52 134V133H51ZM54 134V133H53ZM52 134V135H53ZM57 134H59V133H57V131H56V133L54 134V135H57ZM13 135H15V134H13ZM17 135H19V134H17ZM17 135H15V136H13V137H16ZM23 135H25V133L23 134ZM27 135V136H26ZM25 136L26 137H23L24 139L25 138H27V139H25V140H29V137H30V139H31V136L32 137H34L33 136V133H31V135H30V133H28V134H26ZM51 135V136H52ZM86 138H89L90 136H91V134L87 131L86 132ZM12 136V135H11ZM21 136V135H20ZM38 137H42L43 135H37ZM35 137V139H33L32 138V141H34V142H37V141H35V140H40V138H38V137ZM50 136V137H51ZM59 136V135H58ZM57 136V137H58ZM10 137V136H9ZM9 137H8V139H9ZM46 137V136H45ZM52 137H54V136H52ZM61 137V136H60ZM11 138V137H10ZM18 138V137H17ZM43 138H44V136H43ZM43 138H41V140L43 139ZM55 138H56V136H55ZM11 140H13L12 138L9 140V142H13V141H11ZM53 140H57V142L58 143H60L58 140L59 139H53ZM55 142V141H54ZM56 142V143H57ZM39 143L42 145V142H40L39 141ZM56 143H53L52 145H57ZM36 145H35V149L34 150H37V151H29V152H23V154H22V152L20 153V151L19 152H17L18 154L17 155H22L21 156V158L23 159V158H27V160H29V158H31V157H33V156H36V155H30V154H40V155H38V156H41V157H44L43 159H42V161H43V163H41V165H43V164H48L49 163V161L47 162V160L49 159V158H47L49 155H52V154H50V153H48V152H51L50 150H46V149H44V148H42V146H41V148L40 147H37V145H38V143H35ZM52 145H50L49 147H54V146H52ZM131 145H133V144H131ZM40 146V145H39ZM47 147V146H46ZM56 147H58V145L56 146ZM3 146H0V150L2 151V153L0 152V154H4L5 152H4V150H3ZM41 150H40V149ZM38 150H40V151H38ZM52 150V149H51ZM46 153H48V155L46 156ZM53 153V152H52ZM25 154H28V156L27 155H25ZM42 154V155H41ZM16 155V154H15ZM16 155V156H17ZM43 155H45V156H43ZM55 155V154H54ZM20 156H18V157H20ZM45 158H47V159H45ZM45 159V160H44ZM31 160V159H30ZM30 162V161H29ZM35 162V161H34ZM31 164H33V160L30 162ZM36 163H39V162H36ZM39 163V164H40ZM151 164H153L152 162H151ZM0 166H1V164H0ZM44 166V165H43ZM135 170H137L138 168L137 167H133ZM154 169H156L155 167H148L147 168V172L148 173H150L149 175H151V173H152V171H154ZM5 170H6V172H8V171H11L12 170V168H9V167H0V172L2 171H4L5 172ZM232 171H233V169L230 167L229 168V171L227 172V177L228 178H230L231 179V183H233V184H231V186L227 189V193H225L224 195H225V197H227L228 199H231L232 198V195L235 193V194H237V195H244L245 193H246V191H245V188H247V187H245V184L248 182V179L249 180H251L253 177H252V174H249V173H247V178L248 179H243V180H240L239 182H237V181H233V179L231 178V175H232ZM10 174H11V172H9ZM1 175H6L5 173L3 174V173H0ZM10 174H8L7 173V175L9 176V178L8 179H12L13 178V175L11 176ZM53 174H55V172H53ZM52 174V175H53ZM54 176V175H53ZM1 177V176H0ZM3 177V176H2ZM0 178V182H2L1 181V179H4V178ZM7 177V176H6ZM5 177V178H6ZM15 177V176H14ZM18 178V179H17ZM21 177L19 176V177H16V178H13L12 180H4L5 182L6 181H8V182H10V183H6L5 184V182L4 183H2L3 185H4V187H6V189H5V191H6V194L4 193L5 191L3 190L2 191V194L0 193V203L2 202V201H4L5 199H6V195H11V194H15V193H19L20 191H21V189H23L22 187L25 185L26 186V180H24L23 178H21L24 182H25V184H24V182L23 181H21V180H19ZM17 179V180H16ZM253 180V179H252ZM260 183L262 184L261 186H260ZM256 184H257V186H258V190H257V192H256V194H254V195H247L246 196V198H245V201H244V206L245 207H249L250 205H258L259 207H261V206H264V169H263V173H262V176L261 177H257V179H256ZM0 186H1V183H0ZM259 186L261 187V189L260 190H262V192L259 190ZM3 187V186H2ZM160 187H161V190H162V192H160V196L157 194V193H159L158 191L156 192V190H155V188L154 187H151L150 188V191H149V195L146 197V202L143 204V208H140V209H142V212H143V214H145V215H149L150 217L149 218H151V209H150V207L152 206V204H160L158 201H160L158 198H160V199H164L165 201L166 200H168V197H169V191H170V188H171V183H169V182H167V181H163L161 184H160ZM148 188V187H147ZM135 188H133V186H127L125 189H123V190H121V192H120V195H121V201L124 203L125 201H126V195L127 194H130L131 195V192H133V190H134ZM0 192H1V190H0ZM133 193H135V192H133ZM130 195H128V196H130ZM2 197H3V199H2ZM5 197V198H4ZM2 199V200H1ZM158 199V200H157ZM134 201H138V199H134ZM163 201V200H162ZM157 202V203H156ZM23 203V202H22ZM38 203V202H37ZM136 203V202H135ZM4 203H1V206L3 205ZM5 205V204H4ZM25 204L23 203V205H20L19 207H22V209L24 210L25 208H27V207H25L24 206ZM0 206V207H1ZM26 206H28V205H26ZM31 206V205H30ZM29 206V207H30ZM37 206V205H36ZM154 206V205H153ZM157 206V205H156ZM3 207H1V209H2ZM4 208H6V207H4ZM3 208V209H4ZM9 208H11V207H9ZM30 208H32V206L30 207ZM18 209H20V208H18ZM18 209L16 208L15 210H11V209H9V211L8 210H6V212L9 214V216H10V214H11V216L12 217H17V219H21V218H23L22 216H21V218H19L18 217ZM36 209H37V207H36ZM38 209H40V208H38ZM178 213L180 214V216L181 217H185V216H190L189 215V213H188V211L186 210V209H184V208H182V209H180L179 211H178ZM7 214V215H8ZM140 214H142L141 213V211H140ZM137 215L134 219H136V221H135V223H139V221L137 220V219H142L143 218V216L142 215ZM9 216H8V218H9ZM10 216V217H11ZM11 217V218H12ZM134 217V216H133ZM138 217V218H137ZM192 218V217H191ZM25 219V218H24ZM22 221H24V220H22ZM28 220L26 219V221L25 222H23V224L24 223H27V224H25V226L24 227H29L30 225L28 224V223H30V222H27ZM32 224V223H31ZM168 224V223H167ZM27 225H29V226H27ZM7 226V225H6ZM31 226H34V225H31ZM7 227H10V228H12L13 229V227H11V225L9 224V226H7ZM30 228V227H29ZM81 227H79L78 229H80ZM85 228V227H84ZM86 228H87V226H86ZM89 228H92V226H90L89 225ZM88 228V229H89ZM94 228V227H93ZM97 229H100V231H102V229L101 228H99V227H96ZM96 228H94V229H96ZM164 228H165V226H164ZM12 229L11 230H9V231H12ZM77 229V230H78ZM75 231V230H74ZM80 231H82V230H80ZM94 231H96V230H94ZM98 231V230H97ZM160 231V230H159ZM159 231H154V232H152V233H149V235L148 234H146V235H144V237H142L143 235H140L139 237L136 235V231H130V232H124V233H122V235H120V238H121V243L120 244H118V245H116L114 248H113V250L114 249H116V251H122V253H124V257L126 256V255H131L132 254V256H126V258L127 257H129L128 259L129 260H131V259H133V260H131V262H134V263H137L138 262V260H140L141 258L142 259H145V258H147L148 256H146V257H142L141 255L139 256V257H137L136 255L133 257V253H135L136 251H138V250H144L145 252H149V254H151L152 255V253L154 254V253H156V254H154V255H156V257H159V256H161V255H163L164 253H170V252H172L173 253V251H175L172 255H171V258H170V256H169V258H170V262H171V260H173L172 261V263L173 262H175V263H178V264H204V260H206V263L205 264H209V260H214L213 259V257L214 256H216V255H214L213 256V254L212 255H210L211 254V252L209 251V250H212V249H214V250H217L219 247L220 248H222L220 245L221 244H219V246L217 247L216 246V242H215V244H214V246H216L215 248H217V249H215L214 248V246L213 245H209L208 247H211V248H208L207 247V245H205V244H203V241H202V238L200 237V239L199 238H194L192 235H191V237H193V238H191V240H190V238H188V241H187V239H185L187 236H184L185 234L183 233V232H181V235H182V233L184 234L183 236H182V239H181V235H179L180 233H174V231H171L170 233H172V234H170V233H168V232H166L164 229H162V231L161 232H159ZM87 232V231H86ZM91 232L92 231H89V233L91 234ZM71 233H74L73 231L71 232ZM85 232H80V234H84ZM95 233H97V232H95ZM109 232H107V233H102L103 234V237L104 236H108L109 234H111L110 236H109V238H111V236H112V234H115V235H113V236H116V237H112L113 239L114 238H118L117 237V235H119L117 232H115V233H113V232H110L109 234H108ZM174 233V234H173ZM88 234V233H87ZM102 234H100V235H102ZM104 234H107V235H104ZM187 235V234H186ZM196 235V234H195ZM188 236H190V235H188ZM197 236V235H196ZM199 237V236H198ZM105 238V237H104ZM183 239L185 240V241H183ZM141 240H143V245H145L144 247H139L140 245H142L141 244ZM183 241V242H181V244L180 245H176L175 246V244H177V243H179L180 241ZM83 241H85V240H83ZM85 242H88L87 240L85 241ZM117 241H116V239H115V243H116ZM139 242H140V244H139ZM138 243V244H137ZM184 243V244H183ZM202 244H203V246H202ZM211 244V243H210ZM217 244V245H218ZM139 245V246H138ZM142 245V246H143ZM253 245H258V242H254L253 243ZM172 246H173V248H175V249H173L172 250ZM178 246H180L179 248H177ZM207 247L208 249H207V251H209L208 253H206L205 252V255L204 254H202L204 251H203V249H205V248H203V247ZM112 249V248H111ZM206 250V249H205ZM214 250L212 251V253H214ZM221 250V249H220ZM126 251H129L130 253H128V252H126ZM126 252V253H125ZM132 252V253H131ZM152 252V253H151ZM216 253H218L219 251L217 250V251H215ZM128 253V254H127ZM159 255H158V254ZM149 254H147V255H149ZM206 254H208V256H210V257H212V258H209V260H208V256H206ZM151 255H149V256H151ZM166 255V254H165ZM169 255V254H168ZM203 255H204V257H203ZM122 256V257H123ZM131 257V258H130ZM152 257H154L153 255H152ZM162 257V256H161ZM161 257H159V258H161ZM206 257H207V259H206ZM159 258H156V259H158L159 260ZM205 258V259H204ZM217 257H215V259H216ZM138 259V260H137ZM141 259V260H142ZM152 260H154V261H157L155 258L153 259V258H151ZM218 260H219V258H217ZM134 260H137V262L136 261H134ZM150 259H148V261H149ZM218 260H214L213 262H217ZM151 261V260H150ZM161 261V260H160ZM147 262V261H146ZM153 262V261H152ZM213 262H212V264H213ZM139 263V262H138ZM147 263H149V262H147ZM48 264H51V263H48ZM140 264H142V263H140ZM146 264V263H145ZM150 264H162V262H154V263H151L150 262ZM210 264H211V262H210Z\"/></svg>","mask_w":264,"mask_h":264}]
</instances>
